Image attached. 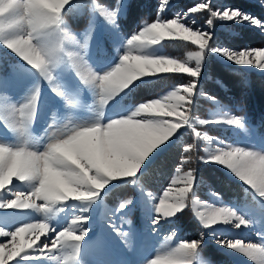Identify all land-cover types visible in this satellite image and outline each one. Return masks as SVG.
Listing matches in <instances>:
<instances>
[{
    "label": "snow or ice",
    "instance_id": "obj_1",
    "mask_svg": "<svg viewBox=\"0 0 264 264\" xmlns=\"http://www.w3.org/2000/svg\"><path fill=\"white\" fill-rule=\"evenodd\" d=\"M73 3L16 0L6 14L7 22L0 16V47L19 59L24 73L35 77L27 86L24 102L18 108L11 105L4 110L6 127L0 133V238L7 239V243H0V264H47L48 259L84 264L89 210L112 188L129 184L138 188L139 199L125 198L116 211L131 213L139 206L150 234L159 235L165 225L175 232L181 215L190 210L203 229H213L211 235L221 248L236 250L264 264V243H245L215 232L217 227H251L257 216L264 223V124L253 126L245 115L232 113L216 96L203 92L199 94L217 106V113L209 118L193 115L209 59L219 57L230 71V65L264 71V47L218 46L211 26L218 20L249 22L264 31V19L236 7L218 8L208 0L185 11H174L171 18H166L173 11L172 2L157 0L154 15L141 17L125 38L119 31L118 17L123 8L131 11L138 5L130 0H88L85 11L89 24L82 33H74L65 20ZM257 3L264 8V0ZM197 14L206 16L203 23L207 27L196 26ZM98 17L109 26L107 35L99 39ZM105 40L115 49L114 56L105 47ZM175 42L190 43L196 50L188 51L182 59L158 51ZM97 52L109 57L103 67L94 63ZM111 59L117 62L112 65ZM176 74L186 75L188 82L160 91L157 81ZM44 82L68 118L62 127L50 132L46 129V134L37 138L30 130L41 104L46 102ZM18 85L15 66L11 73H0V90L10 91ZM144 85H153V93L138 96ZM82 93H90L92 98L86 114L77 111L85 107ZM201 126H225L233 136H245L254 144L226 142L202 131ZM183 129L190 130L192 139L183 145L167 187L159 196L145 191L142 179L149 166L176 142ZM11 132L16 134L14 141ZM197 162L226 169L258 194L259 207L238 210L201 199L197 189L202 181L192 167ZM19 186L26 190H16ZM210 195L216 200L221 198L218 191ZM68 210L73 216L67 226H54L61 223V214ZM34 214L43 218L19 223L21 216ZM127 223V231L114 223L109 227L126 248L140 255L142 248H135L138 232L131 227V220ZM48 240L51 246L45 243ZM204 247L201 231L197 238L180 239L154 258L145 256L142 264H214L204 256ZM45 251L49 253L46 258L30 255ZM55 252L63 255L53 257ZM107 255L110 258L96 264H133L111 249Z\"/></svg>",
    "mask_w": 264,
    "mask_h": 264
},
{
    "label": "rangeland",
    "instance_id": "obj_2",
    "mask_svg": "<svg viewBox=\"0 0 264 264\" xmlns=\"http://www.w3.org/2000/svg\"><path fill=\"white\" fill-rule=\"evenodd\" d=\"M87 2L88 0H74V3L69 6L70 11L68 15L65 16V20L69 26V30L73 31L74 33H82L84 28L89 24V16L85 11V5L87 4ZM125 10L126 7L121 10L119 16H123ZM194 18L196 17L194 16ZM97 19H98L97 35L99 39L107 35L109 31V26L102 18L98 17ZM118 23H119V17H118ZM248 24L251 23L248 22ZM197 27H202V26L199 25ZM203 27H206V25ZM119 31L125 36V38H127V36H130L132 33L131 32L129 35H125L122 32L121 27H119ZM78 38L81 39L82 42V36H79ZM105 47L108 49V52L111 54V56L115 55V49H113L110 46V43L107 40H105ZM194 50H196L195 47L191 51ZM158 51L162 52L163 54H167L164 50V46L158 49ZM186 54L187 52L185 53L184 57L186 56ZM218 59L220 60L219 57ZM107 62H109L108 56H104L100 52L96 53L94 63H97L98 67H103L104 64ZM116 62L117 59L110 60V63L112 65H114ZM13 66H15V72L19 77V85L11 89L10 91L0 90V133H4L6 127L5 121L3 119V117L5 116V111H4L5 108L11 105H15V107L18 108L20 104L24 102V97H26L27 95V86L32 84L35 80V77L28 76L26 73H24L21 62L17 57H15L14 54H11L9 51H6V49H4L3 47H0V73H11L13 71ZM249 69H255V68H249ZM255 70H257L258 72H264L259 69H255ZM166 90H170V86L163 91ZM43 91L46 102L41 104L40 113L37 119L35 120L32 129L30 130L32 135L37 138L44 136L46 134L45 133L46 129L50 132L55 128L62 127V125L67 122V118H68V113L61 106L60 101L57 98H55L53 94L50 92L49 86L47 85L46 82L43 83ZM82 99H84L85 107L77 111H79L82 114H86L89 111L88 106L92 104L91 94L82 93ZM217 100L221 104L227 105L232 113L237 114L231 107H229L227 103L219 99ZM55 109H59V111H54ZM196 109H200V107H196L195 110ZM195 110L193 112V115L199 118H209L216 115L217 106L211 102L210 105H207V107L204 109L202 115L196 114ZM240 115H245L248 118L246 114H240ZM50 124L53 125V128H49ZM251 124L253 126L256 125L254 123ZM218 127L219 128L216 131L214 130L209 131L208 129H205L204 126H201V130L208 131L209 134L213 136L223 138L226 140V142H238L246 146L254 144L253 140L246 138L245 136L242 135L240 137L233 136L232 130L228 129L225 126H218ZM188 131L190 132V130ZM15 136H16L15 132H11V139L13 141L15 140ZM201 147H203L202 142H201ZM200 155H203L202 151L200 152ZM216 166L220 168L227 176L238 181V179L232 176V174L229 173L226 169H222L218 165ZM171 178L169 179L168 183L170 182ZM240 184H242L244 188L247 190V192L246 190L242 192L240 201H238L236 198L227 200L223 197L222 193L220 194L221 196L220 200H216L212 195H210L211 192H215V191L209 188L206 189L207 190L206 197H202L199 191H197V195L201 199L207 200L209 203H215L217 206L224 204L227 206L236 207L238 210L258 208L259 207L258 194H255L253 191L249 190L248 186L244 185L242 182H240ZM167 185L165 187H167ZM142 186L144 187L145 191L152 192L155 196L162 195L163 189L165 188L164 187L160 191H154L150 188H147L144 185ZM16 190L25 191L26 189L23 188V186H19ZM128 197L139 199L138 188H134V193ZM125 198L119 200V202L115 204V203H110L104 197L102 202L97 203L89 210L90 233L85 241L86 247L83 255L84 264H96L98 260L110 258L107 255V251L109 249L115 251L124 258L131 259L133 261V264H142V260L143 258H145V256H148L149 259L154 258L156 254L162 253L163 250H166L169 247H174L179 242L180 239L197 238L201 231L204 232V245H205L204 256L210 257V255L215 256L214 254H216L215 258L210 257L213 260L214 264H257L256 261H253L251 260V258L243 256L241 253H239L236 250L221 248L218 244H216L215 239L211 235L213 229H203L202 226L199 224L198 220L193 218L194 214L190 210L189 211L191 214V218L193 219L187 221L190 230L184 229L181 226L182 221L180 220L181 222L178 221L180 227L175 232L171 230L172 226L165 225L162 229H160L159 235H152L150 234V229L146 227V222L143 217V210L139 206L136 209H134L131 213H127L123 210H121L120 212L116 211L119 203L123 202ZM241 198H243V201L241 200ZM72 216H73L72 210H68L62 213L61 223L59 225H54V226H57L58 228L67 226V223L70 222ZM42 218L43 217L40 214H34L30 217L21 216L19 223L37 222V220ZM128 220H131L132 222L131 227L135 228L138 232V236L135 241V248L137 250L142 248V252L140 255H135L131 249L126 248L124 243L122 242V238L119 237L111 227H109L110 224L114 223L122 231H127L129 229V225L127 223ZM194 221L197 223V226L194 223ZM19 223H17L16 226H19ZM12 230H14V228ZM215 232L217 234L223 233V235L234 239L241 237V239H243L245 243H250V242L264 243V223L261 222L258 216L256 217V223L251 227L248 228L242 227L240 229H235L230 226L225 228L217 227L215 228ZM101 241H103V244L101 243ZM0 243H7V239L0 238ZM45 243H48L49 246H51L50 240L45 241ZM30 255L46 258L49 256V253L45 251L44 253H30ZM51 255L53 257L58 258L61 257L63 253L55 252L52 253ZM47 264H64V262L63 260L60 259H48ZM69 264H71V262H69Z\"/></svg>",
    "mask_w": 264,
    "mask_h": 264
},
{
    "label": "trees",
    "instance_id": "obj_3",
    "mask_svg": "<svg viewBox=\"0 0 264 264\" xmlns=\"http://www.w3.org/2000/svg\"><path fill=\"white\" fill-rule=\"evenodd\" d=\"M130 2L138 6L131 11L126 7L124 15L119 16V25L125 35H129L135 30L141 17H151L154 15L157 0H130ZM171 2L173 11L167 13L168 18L173 15L174 11H185L188 7L195 6L196 3L203 2V0H171ZM208 2L213 3L218 8L228 6L240 8L244 12H249L254 16L264 19V8L258 5L257 0H208ZM195 17L194 19L197 21L196 26H205L203 21L206 19V16L204 14H197ZM211 27L218 46L233 48L264 46V31L248 24V22L237 23L234 21L218 20ZM193 48L194 46L190 43L181 42L164 45L165 52L176 58H183L185 53L193 50ZM230 67L232 68L231 71L224 67V62L219 60L218 57L208 60L207 71L202 75L197 90L196 105L200 109H196L195 113L202 115L204 109L211 103L206 95L199 94L203 92L214 95L217 99L227 103L237 114H246L251 123L257 126L264 124V72L235 65H230ZM185 82H188L186 75L181 76L176 74L163 77L157 81V84L159 85V90L163 91L171 85ZM153 91V85H144L138 90V96H149ZM204 128L209 131H216L219 127L204 126ZM191 139L192 136L188 130H181L175 138L176 142L149 166L142 179V185L154 191L163 189L174 174L175 166L179 164L183 145L191 142ZM192 167L197 169L198 176L202 181L197 189L202 197L207 196L206 189L209 188L220 192V194L222 193L223 197L227 200H231L232 198L238 200L242 192L246 190L240 182L227 176L214 164L197 162ZM133 193L134 188L131 184L121 185L112 188L108 195L105 196V199L110 203H117L119 200ZM191 219L190 211H185L181 215L179 222L182 221L181 226L184 229L190 230L187 221ZM194 223L197 226L195 221ZM214 255H210V257L215 258L216 254Z\"/></svg>",
    "mask_w": 264,
    "mask_h": 264
},
{
    "label": "clouds",
    "instance_id": "obj_4",
    "mask_svg": "<svg viewBox=\"0 0 264 264\" xmlns=\"http://www.w3.org/2000/svg\"><path fill=\"white\" fill-rule=\"evenodd\" d=\"M16 4V0H0V16H4L5 22H7L8 10L13 8Z\"/></svg>",
    "mask_w": 264,
    "mask_h": 264
}]
</instances>
